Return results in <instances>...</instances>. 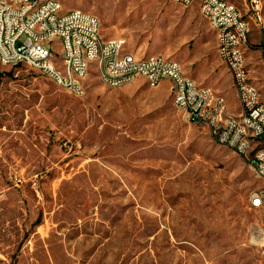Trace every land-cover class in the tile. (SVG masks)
Wrapping results in <instances>:
<instances>
[{
  "label": "rangeland",
  "instance_id": "obj_1",
  "mask_svg": "<svg viewBox=\"0 0 264 264\" xmlns=\"http://www.w3.org/2000/svg\"><path fill=\"white\" fill-rule=\"evenodd\" d=\"M59 1L98 18L104 40L199 74L229 116L240 112L196 5ZM255 30L245 62L264 104V25ZM170 85L110 88L92 70L75 96L0 65V264H264V203L250 204L262 183L176 108Z\"/></svg>",
  "mask_w": 264,
  "mask_h": 264
},
{
  "label": "built area",
  "instance_id": "obj_2",
  "mask_svg": "<svg viewBox=\"0 0 264 264\" xmlns=\"http://www.w3.org/2000/svg\"><path fill=\"white\" fill-rule=\"evenodd\" d=\"M186 4V8L196 5L200 15L208 24H214L221 30V40H218V51L224 56L226 68L234 89L239 91V106L244 107V115H236L228 118V128H220L218 122V110L221 107L215 102V107H207L208 94L200 91L195 83H185L178 80L177 73L166 64L156 63L153 66H133V61L125 63L122 69H114V66H105V73H98V66L92 65V54L99 52V42H106V55L108 50L117 53L123 50V44L119 38L104 40L101 38L100 29L93 25V15L84 12H71L68 15L59 14L60 5L50 4V0H15V5H7L8 14L5 20L0 22V65L5 67H26L50 80L56 87L81 96L82 88L77 80L72 79V70H79L88 77L94 70L97 75H103L105 79L125 80L135 74H144L150 78V88H156L160 73H169L171 84L170 94H179L176 108L188 111V119L193 123L205 126L215 144L225 148L235 155L246 159L256 172H259V180L264 182V155H257V148L264 147V104L261 95L256 90H248V82L251 76L247 69H239L241 46L235 44V34H242L249 40L250 28L247 20L235 8H228L231 0H179ZM251 1V9H245L256 25H264V0ZM7 3V0H0ZM39 2L40 11L34 15H26L28 3ZM22 17H29V26H22ZM26 28L34 29L33 41H25ZM55 31L59 36V51L53 61L41 62V54L47 50L45 32ZM106 55H103L105 57ZM64 66H71V75H64ZM52 71H61L62 79L54 80ZM190 108H199L198 116H190ZM242 122H249L251 135H243ZM252 154L251 158H248ZM14 186L23 183L18 175L13 177ZM264 202L257 201L251 196V207L262 206Z\"/></svg>",
  "mask_w": 264,
  "mask_h": 264
},
{
  "label": "bare ground",
  "instance_id": "obj_3",
  "mask_svg": "<svg viewBox=\"0 0 264 264\" xmlns=\"http://www.w3.org/2000/svg\"><path fill=\"white\" fill-rule=\"evenodd\" d=\"M172 1L175 4L186 8V4H184L183 1H179V0H172ZM50 4L60 5L59 14L68 15L69 12L62 13L61 4L59 0H50ZM7 5H15V0H7V3L0 2V22L4 21L5 15L8 14ZM244 7L245 9H251V1H244ZM228 8H235V4L232 1H228ZM38 11H40L39 2L28 3V5L26 6V15H34V13ZM71 12H80V11L72 10ZM93 25H96V28L100 29V21L95 16H93ZM208 25L216 33V50H217L218 40H221V30H219L217 27H214V24H208ZM22 26H29V17H22ZM33 38H34V29L26 28L25 41H33ZM119 40L120 43L123 44V50H120L117 53L115 62H114L115 50H108L106 55V42H99V52H96L91 56L92 65H100V63H102L103 61V66H98V73H105V66H114V69H122L125 63L129 61V57L133 61V66H153L156 63V59H158L159 64H166V66L172 67L176 71L178 80L184 81L185 83H195L184 75L181 66L177 62L168 59H163L162 57H157V56L138 57L127 50L126 40L120 38ZM45 41L49 43L47 44V50H44L43 53L41 54V62H50L54 60V57L57 56V52L59 51V36L56 34L55 31H47L45 32ZM0 44H2V35H0ZM53 44H55L54 48H53ZM235 44L237 46H241L240 60L245 61V48L247 46L246 38H244L242 34H235ZM103 55L106 56L103 57ZM217 55L221 63L224 65V56L222 51L217 50ZM239 69H247L246 62H239ZM64 75H71V66H64ZM98 77L105 85H107L110 88H118L127 85L138 78L144 79L147 85L150 86V78H147V76H144V74H135L129 79L116 80L114 84L112 79H105L103 75H98ZM52 78H54V80H61L62 72L52 71ZM86 78H87L86 74L81 73L79 70H72V79L77 80V84H79L80 88H82V94L84 93L83 84ZM164 80L169 81V73H160L158 78V85ZM199 88L200 91L206 92L208 94V98L210 100H207V107H215V102H217V105L221 107L220 110H218V122H220V128H228V118H233V116L227 115L226 104L224 99L216 96L214 92L209 88H204V87H199ZM234 90L239 102V91L238 89H234ZM248 90H256V92H258V90L255 88L252 82H248ZM172 96H173V102L176 106L177 102L179 101V94H172ZM239 107H240V112L238 113V115H244V107L243 106H239ZM184 113L188 117V111H184ZM198 115H199V108H190V116H198ZM242 130H243V135H251V128H249V122H242ZM218 146L220 147V145ZM257 155H264V147L257 148ZM250 167L254 171L256 178L259 180V172H256L253 166ZM259 181L262 183V186L264 188V182H262V180ZM254 197L257 198V201L263 202L264 192L254 194ZM260 207L261 206H255L254 208H260Z\"/></svg>",
  "mask_w": 264,
  "mask_h": 264
},
{
  "label": "crops",
  "instance_id": "obj_4",
  "mask_svg": "<svg viewBox=\"0 0 264 264\" xmlns=\"http://www.w3.org/2000/svg\"><path fill=\"white\" fill-rule=\"evenodd\" d=\"M243 17L245 18V20H247L248 24H249V28L252 29L251 34H250V39L253 42H260L261 40V36L258 34V32L255 30V28L257 27V25L253 22L252 18L246 14V12L244 14H242ZM264 15V12H263ZM214 34V33H213ZM182 68V67H181ZM183 70V69H182ZM184 73V72H183ZM211 72H209L210 74ZM186 75H188L189 79H191L193 82H195V84L199 87H208L206 86V79L201 78V76H199V74L196 73H192V72H185ZM167 80L162 81L157 87L161 86L162 83H164ZM163 86V85H162ZM156 87V88H157ZM171 87V85H170ZM210 88V87H209ZM213 90V89H212ZM226 104V103H225ZM227 113V110H226ZM228 115V114H227ZM238 115V114H237Z\"/></svg>",
  "mask_w": 264,
  "mask_h": 264
}]
</instances>
